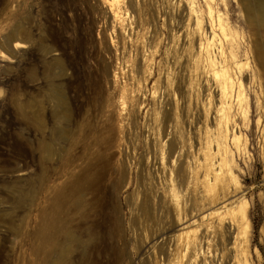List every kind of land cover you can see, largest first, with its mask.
I'll return each mask as SVG.
<instances>
[{"label":"rangeland","instance_id":"374dc122","mask_svg":"<svg viewBox=\"0 0 264 264\" xmlns=\"http://www.w3.org/2000/svg\"><path fill=\"white\" fill-rule=\"evenodd\" d=\"M109 7L0 0V264H168L170 189L202 232L207 151L230 161L226 197L248 223L227 218L196 264H224L240 238L264 264L261 0H122L123 20ZM211 39L237 82L223 139Z\"/></svg>","mask_w":264,"mask_h":264},{"label":"bare ground","instance_id":"6f19581e","mask_svg":"<svg viewBox=\"0 0 264 264\" xmlns=\"http://www.w3.org/2000/svg\"><path fill=\"white\" fill-rule=\"evenodd\" d=\"M107 1L110 5L109 11L114 18L123 20L124 15L120 10L122 0ZM190 2L192 3L193 1ZM261 5L264 7V0H261ZM208 8L211 15L213 10L211 7ZM192 10L196 12L193 8ZM218 21L219 27L221 29H225L220 17L218 18ZM198 22L199 20L197 23ZM212 40L213 39L209 40L208 44L201 43L200 51L206 56L210 73L216 86L218 87L220 97L222 98L216 115L217 121L220 122V137L223 139L227 137L229 133L227 121L230 104L226 103V99L233 97V89L237 82L230 66L228 64H222L212 54H210L208 45ZM233 63L236 66L239 65L240 59L234 58ZM236 96L239 99L240 96H242V92L239 91ZM234 138L236 139V136H234ZM221 142L223 141L221 140ZM218 151H220L219 148ZM213 157L214 154L207 151L202 162L199 163L205 168V172L203 174L204 188L200 191V196L203 198V201L200 206L198 205V208L206 209L201 216L202 224H199L202 227V229L200 228L202 232L199 231L198 227L192 228V225L196 224L197 219H195L194 216L187 218V214H185V207L182 202V196L179 195L175 189H170L168 203L172 209L174 218L168 225V228L170 230L176 229L178 231L177 233L168 235V242L173 247V252L170 253L171 257L168 264H196L203 252V249H209L211 247V234L215 233L219 226L227 222V218L230 220L232 225L234 224V226H241L242 224L248 223L245 209L246 201H244L243 198H238L230 202L226 197L228 193L225 192V189L231 182H235L236 180L232 168L229 167L230 161L228 158L221 157V162L219 163L220 166H215ZM163 159L164 155H162V160ZM224 166H226V168H224ZM201 197L199 198L201 199ZM231 236L232 234L230 232V239ZM240 239L231 242L232 244L230 246L223 247L221 256L224 259V264H233V260L237 258V253H240L245 258L244 260H246V264H249L247 262V247L245 241H240ZM201 264H206L205 259H202Z\"/></svg>","mask_w":264,"mask_h":264},{"label":"trees","instance_id":"16d2710c","mask_svg":"<svg viewBox=\"0 0 264 264\" xmlns=\"http://www.w3.org/2000/svg\"><path fill=\"white\" fill-rule=\"evenodd\" d=\"M8 131H5L4 133L6 134Z\"/></svg>","mask_w":264,"mask_h":264}]
</instances>
